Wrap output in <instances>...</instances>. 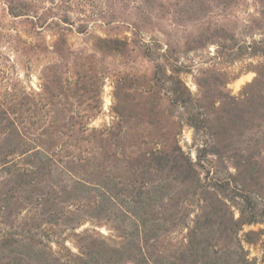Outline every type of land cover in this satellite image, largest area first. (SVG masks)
Segmentation results:
<instances>
[{"label": "rangeland", "instance_id": "1", "mask_svg": "<svg viewBox=\"0 0 264 264\" xmlns=\"http://www.w3.org/2000/svg\"><path fill=\"white\" fill-rule=\"evenodd\" d=\"M110 128L125 141L91 139ZM17 130L95 155L129 212L21 175ZM165 263L264 264V0H0V264Z\"/></svg>", "mask_w": 264, "mask_h": 264}, {"label": "trees", "instance_id": "2", "mask_svg": "<svg viewBox=\"0 0 264 264\" xmlns=\"http://www.w3.org/2000/svg\"><path fill=\"white\" fill-rule=\"evenodd\" d=\"M102 43L106 44H111L112 46L110 47L112 50H118L119 48L124 46V43L119 40H110V41H101ZM148 91V90H147ZM145 90V93L147 92ZM116 103H119L118 95L115 96ZM117 114H119L118 111H116ZM120 119H121V115ZM63 124H64V129H66L67 132H75L74 131V126H77V135L83 136L84 133L87 131L86 126H87V121L84 119H74V118H63ZM52 123H55V121H52ZM120 125V124H118ZM96 131L93 130V133L90 134V137L92 140L97 141L100 145V147H106L109 145L110 142L116 143L117 141H125V134L118 132L117 130L114 129H104L97 134H95ZM48 134V133H46ZM50 136V134H48ZM63 136L66 135V138H71L72 135L65 133L62 134ZM97 135V136H96ZM28 137H26L23 133H20L18 130L15 131V133L10 134L8 138L6 139V143L8 141V144L4 146L5 150H10V152H14L17 150L18 158L20 159L21 157L23 158L21 163L28 164L31 169H22L19 171H22L23 175L25 174H31L34 175L38 172H40L41 169L44 167H52L55 171V173L58 176L62 177H67L71 179V182L73 183V191L75 190H88L90 191H98L100 193L99 201L94 202V206L96 209H101L102 207L111 204L114 207H119L121 208V212L127 213L129 212V205L130 202L125 199H119L120 197H117V195H113V191L116 190V185L113 183L114 180L111 179L109 175H106L104 177L100 176L97 174L96 169L97 167L95 166V163L93 165V161H95L97 158L95 155H75V154H66L62 156L63 150L62 151H47L43 147L38 148H33L29 149L30 143L28 142ZM35 140H38L37 138ZM33 143H35L33 140H31ZM142 141V140H141ZM140 141V142H141ZM4 144V145H5ZM65 145L71 147L69 143H65ZM66 148V147H65ZM3 149V150H4ZM168 154L163 153L161 151H156V152H146L144 155L139 157L140 161H149V163H159L160 161H165L167 160ZM59 168V171H57ZM78 172H87L86 170H90V172H87L88 177H83V175H78ZM190 169V166H189ZM99 178V181H96L95 178ZM160 186L152 187L150 190H147L146 192V198L145 200L150 202L153 200V193L158 192ZM161 190V188H160ZM142 192V193H143ZM148 195V196H147ZM140 197V195H139ZM145 202V201H144ZM135 203L141 204V200H137ZM149 203V205H150ZM123 209V210H122ZM232 252H228V257H230ZM167 264V263H165Z\"/></svg>", "mask_w": 264, "mask_h": 264}]
</instances>
